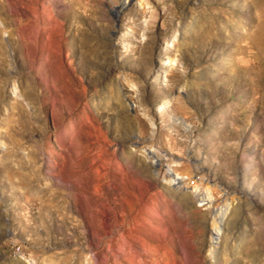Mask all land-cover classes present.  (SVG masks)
I'll use <instances>...</instances> for the list:
<instances>
[{"label":"rangeland","instance_id":"1","mask_svg":"<svg viewBox=\"0 0 264 264\" xmlns=\"http://www.w3.org/2000/svg\"><path fill=\"white\" fill-rule=\"evenodd\" d=\"M143 241L264 264V0H0V264Z\"/></svg>","mask_w":264,"mask_h":264},{"label":"bare ground","instance_id":"2","mask_svg":"<svg viewBox=\"0 0 264 264\" xmlns=\"http://www.w3.org/2000/svg\"><path fill=\"white\" fill-rule=\"evenodd\" d=\"M170 184H173V180H171L170 181ZM178 184L179 185H181L180 184V181L178 182ZM181 187V186H180ZM197 196H198V194H197ZM210 199H211V197L210 196H208V197H205V196H203L202 198H200V201H205L206 203L205 204H209V202H210ZM130 231V230H129ZM126 234V233H125ZM139 239V238H138ZM142 243V242H141ZM143 251H144V253L148 256V257H150V258H152V260H154L155 261V264L157 263L158 264V257L159 256H157V255H154L153 253H152V251H153V248H151V247H146V245H144V241H143ZM110 249V245H108V246H106V250L108 251ZM119 251H120V253H121V257L124 259L125 257H128V256H132V261H138L140 258H139V256L137 255V252H136V250L133 248V246H132V244L130 243V242H128V241H126L125 240V238H124V233L123 234H121V239H120V244H119ZM133 252V253H132ZM158 254V253H157ZM159 255V254H158ZM183 257H184V260L186 261V262H192V254H191V252L190 251H184L183 250ZM108 258V257H107ZM131 258V257H130ZM105 264V263H104ZM116 264H119V262L117 261V263ZM129 264V263H128ZM142 264V263H141ZM188 264V263H187Z\"/></svg>","mask_w":264,"mask_h":264}]
</instances>
